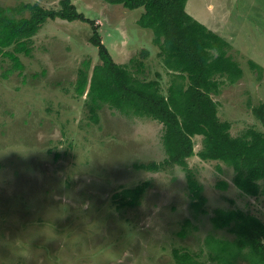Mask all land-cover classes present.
<instances>
[{"label":"rangeland","instance_id":"obj_1","mask_svg":"<svg viewBox=\"0 0 264 264\" xmlns=\"http://www.w3.org/2000/svg\"><path fill=\"white\" fill-rule=\"evenodd\" d=\"M60 1L0 0V7L14 8L7 13L19 18L29 15L18 13L21 4L59 10ZM70 1L97 25L114 62L140 79L158 80L166 96L171 74L152 31L137 23L142 7ZM185 10L227 41V54L242 70L233 83L220 78L219 94L212 96L218 118L229 122L232 136L247 129L264 133L251 109L264 104V0H187ZM91 34L87 22L48 19L25 39L28 54L16 44L0 54V264H177L175 249L189 251L199 264H215L205 237L233 240L234 234L213 228V211L239 209L264 223V192L243 194L222 161L195 154L187 168L163 164V126L151 117L102 104L98 122L90 120L87 90L77 95L75 82L79 70L90 77L101 63ZM193 144L199 151L202 136ZM149 162L158 169L136 168ZM189 174L203 200L190 190ZM143 182L140 203L119 209L114 194ZM260 184L264 188V180ZM183 226L184 237L178 235Z\"/></svg>","mask_w":264,"mask_h":264},{"label":"trees","instance_id":"obj_2","mask_svg":"<svg viewBox=\"0 0 264 264\" xmlns=\"http://www.w3.org/2000/svg\"><path fill=\"white\" fill-rule=\"evenodd\" d=\"M120 4L132 10L142 7L144 12L137 23L150 29L153 42L165 69L171 74L166 96L160 91L158 80H144L128 70L127 65L114 62L102 43L97 25L78 12L70 0H61L60 9H47L37 3L21 4L18 13L28 10V16L15 18L7 12L14 8L0 7V54L12 44L28 54L25 39L35 35L48 19L83 21L92 27L89 42L97 48L100 64L95 65L90 77L85 69L78 72L75 82L77 95L86 91L89 119L98 122L97 110L108 104L124 114L148 116L162 124V144L166 154L163 164L187 168L186 159L197 155L203 161H222L234 171L233 183L245 195L252 197L264 192V133L247 129L232 136L229 122L217 116L219 87L225 78L233 83L242 74L236 60L227 54V41L196 21L185 10L187 0H102ZM24 39V40H23ZM147 54L143 51V55ZM14 57V56H13ZM17 60V58L14 57ZM15 60V61H16ZM16 68L21 65L16 61ZM139 67L142 63H138ZM252 69H259L249 61ZM88 62H85V68ZM138 71V69H137ZM160 76L159 73L156 74ZM252 113L264 127V104L252 107ZM202 136V146L194 151L193 137ZM136 165V164H135ZM159 163H140L136 168L157 170ZM188 185L193 195H199L201 186L188 175ZM225 188L226 182L220 181ZM148 186L143 182L133 188H122L117 197V207H135ZM185 220L183 225H188ZM214 229L234 234L233 240L207 235L204 244L208 259L215 264H264V223L250 213L239 209H215L210 217ZM182 227L179 236H186ZM177 264H199L189 251H172Z\"/></svg>","mask_w":264,"mask_h":264}]
</instances>
